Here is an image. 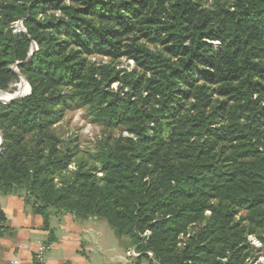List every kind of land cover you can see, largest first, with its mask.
I'll return each instance as SVG.
<instances>
[{"label":"trees","instance_id":"trees-1","mask_svg":"<svg viewBox=\"0 0 264 264\" xmlns=\"http://www.w3.org/2000/svg\"><path fill=\"white\" fill-rule=\"evenodd\" d=\"M20 76L30 93L0 102V195L18 194L42 228L50 210L103 219L137 264L258 256L264 0H0V90ZM78 108L130 136L85 151L56 138ZM4 224L0 209V237Z\"/></svg>","mask_w":264,"mask_h":264},{"label":"crops","instance_id":"crops-1","mask_svg":"<svg viewBox=\"0 0 264 264\" xmlns=\"http://www.w3.org/2000/svg\"><path fill=\"white\" fill-rule=\"evenodd\" d=\"M0 209L6 228L0 237V264H10L14 257L22 264H32L37 241L49 245L45 257L53 264H123L124 253L135 249L129 238L118 239L105 220L94 216L79 220L54 211L44 229L43 217L19 196L0 195ZM141 263L148 264L145 259Z\"/></svg>","mask_w":264,"mask_h":264},{"label":"rangeland","instance_id":"rangeland-1","mask_svg":"<svg viewBox=\"0 0 264 264\" xmlns=\"http://www.w3.org/2000/svg\"><path fill=\"white\" fill-rule=\"evenodd\" d=\"M15 29H23L21 21L15 22ZM152 46V45H151ZM90 61H105L106 59H102L99 56H91L89 57ZM116 67L119 69H126L127 71H131L135 69L134 64L131 61H127L125 59H120L116 63ZM24 78V77H23ZM25 82H21V80L16 84V90L13 92L5 91L8 94H12L18 90H22V92L30 89V86L26 79ZM115 86V85H114ZM8 97V96H7ZM53 132L56 135V138L60 140H66L68 138L75 137L76 144H78L79 149L82 151L90 150L93 146L97 145L101 140L108 138L110 140L117 139L119 137H128L130 136L124 129L120 127L108 128L99 124L93 123L87 114L86 109L78 108L71 111H66L58 124L53 127ZM2 142V139H1ZM2 144V143H1ZM1 148V145H0ZM71 168L73 165L71 164ZM18 196V194H16ZM54 212V210H50V213ZM264 233L258 232L257 235H248V242L258 250V256L253 259L255 264H264V249L262 242L259 237H262ZM121 240H128L127 237L118 238ZM117 240V239H116ZM123 247V246H122ZM129 251V250H128ZM126 251L122 258L126 256ZM123 252V251H122ZM15 258V257H14ZM17 258V257H16ZM121 258V259H122ZM13 259V258H11Z\"/></svg>","mask_w":264,"mask_h":264},{"label":"built area","instance_id":"built-area-1","mask_svg":"<svg viewBox=\"0 0 264 264\" xmlns=\"http://www.w3.org/2000/svg\"><path fill=\"white\" fill-rule=\"evenodd\" d=\"M19 30V29H17ZM146 234L149 232L146 231ZM49 245L42 241H37L33 250V262L32 264H53L46 260V252L48 251ZM139 252L135 249H131L126 253V256L121 259L123 264H137L136 259L139 256ZM10 264H22L18 258H13L10 260ZM247 264H255L253 260L248 261Z\"/></svg>","mask_w":264,"mask_h":264},{"label":"water","instance_id":"water-1","mask_svg":"<svg viewBox=\"0 0 264 264\" xmlns=\"http://www.w3.org/2000/svg\"><path fill=\"white\" fill-rule=\"evenodd\" d=\"M20 30V29H19ZM21 30H23V29H21ZM30 54H31V52H30ZM20 80H21V82L22 81H24V78L22 77V76H20ZM25 82V81H24ZM0 93L2 94V95H4V94H7V96H8V98H0V102H2V103H8V102H10V101H12L13 99H15V98H18V97H23V96H25V95H28L29 93H30V89L28 90V92H22V90L21 91H16V92H14V93H12V94H8V93H6L5 91H2V90H0ZM1 139H2V137H1V134H0V145H1ZM0 150H1V148H0Z\"/></svg>","mask_w":264,"mask_h":264},{"label":"bare ground","instance_id":"bare-ground-1","mask_svg":"<svg viewBox=\"0 0 264 264\" xmlns=\"http://www.w3.org/2000/svg\"><path fill=\"white\" fill-rule=\"evenodd\" d=\"M23 82H24V81H23ZM19 91H21V90H19ZM24 92H26V91H24ZM24 92H23V93H24ZM7 93H8V92H7ZM0 98H8V97H7V94L2 95V94L0 93Z\"/></svg>","mask_w":264,"mask_h":264}]
</instances>
